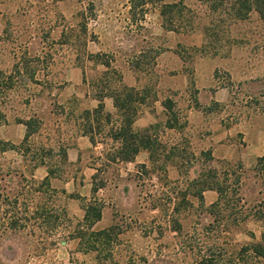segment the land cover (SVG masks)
Instances as JSON below:
<instances>
[{
	"label": "rangeland",
	"instance_id": "obj_1",
	"mask_svg": "<svg viewBox=\"0 0 264 264\" xmlns=\"http://www.w3.org/2000/svg\"><path fill=\"white\" fill-rule=\"evenodd\" d=\"M233 1L0 0V71L13 83L0 95V129L31 121L26 138L0 140V264H190L207 246L219 264L252 263L239 250L260 241L264 220L236 228L224 220L216 238L206 211L216 192L205 190L199 204L191 187L190 204L178 200L187 180L208 169L240 175L244 213L264 199L257 158L240 157L244 147L254 155L245 131L264 132V18L252 11L235 20ZM119 75L143 99L136 109L154 124L145 133L164 146L160 160L175 148L164 171L150 168L146 149L110 160L108 125L92 129L95 145L75 163L64 158L83 109ZM165 98L174 102L175 129L165 127ZM102 102L115 111L111 97ZM36 167L47 180L32 177ZM86 205L99 219L84 218Z\"/></svg>",
	"mask_w": 264,
	"mask_h": 264
},
{
	"label": "trees",
	"instance_id": "obj_2",
	"mask_svg": "<svg viewBox=\"0 0 264 264\" xmlns=\"http://www.w3.org/2000/svg\"><path fill=\"white\" fill-rule=\"evenodd\" d=\"M168 7H170V4L168 3H163L161 5L160 12L162 16L167 13ZM232 8L235 20L245 19L252 11L264 18V0H234ZM144 12V9H142L141 16H144ZM164 28L168 29L169 27L164 26ZM100 55L101 53L94 54L95 57H99ZM100 62L109 68V63L107 61ZM113 72L115 73L116 70H113ZM119 78L120 80L117 86H110L109 84L102 86V89L100 90L106 91L104 95L102 93L94 94V97L98 101L94 108L83 109V121L80 123L82 129L81 134L86 135L90 144L94 146L96 141L92 129H104V126L108 125V133L112 139V143L107 151V156L110 160L113 162L133 160L141 149H146L148 151L150 168L156 171H164L166 166L164 158L170 159L175 153L173 151L175 148L172 147L170 153H167L165 155L166 157H162L163 160H160L163 154H161L159 150H162L164 146L161 147V145L155 144V139H152L149 134L145 133L154 127V124H149L143 127L141 132L134 128L133 122L138 115L136 105L142 103L143 99L138 96L136 87L125 85L122 83L120 75ZM12 85L11 77L4 76L0 71V95L7 89L11 88ZM104 96L112 98L114 112L104 110L102 102ZM161 104L168 115L165 121V127L175 129L178 120L176 117L177 115L173 111L174 102L169 98H165L161 100ZM17 122H20L25 126L26 130L24 138H26L30 133L29 129H31L30 119H17ZM93 123L95 125H93ZM4 149L6 148H3L2 150ZM64 158H66L65 153ZM175 166L179 165L176 163ZM139 167L142 168L145 173H148L147 165L145 163H141ZM254 168L256 171H260L262 175H264V156L257 158ZM47 178L48 176H45L43 180H47ZM239 185L240 175H233L231 172L227 171L218 174L215 169H208L205 172L198 173L195 178L187 180L185 190L178 200H181L184 205L190 204V201L186 197L188 194L186 190L194 187L195 191L189 193V195L194 196L199 204H203V192L208 189L214 190L216 192V198L207 205L206 211L212 217L210 222H213L218 226L216 237L218 238V234L226 230L223 225L224 220H229L234 228L238 227L240 223L244 222L249 217L264 220V199L259 200L253 206V213H251V211L243 212L245 201L239 193ZM91 191L95 192L96 186L92 187ZM179 202L180 201L173 203L174 212L178 210ZM89 214L93 216V219H91L92 222L99 219L100 210L96 209L94 206L86 205L84 218H88ZM172 222L177 223L176 219H172ZM173 230L180 231V227L177 225L176 227H173ZM99 234H101V231L96 234V237H98ZM250 237L253 238L252 233H250ZM207 249L208 252L202 253V255L194 253L195 256L192 258L190 264H219L218 260L220 254L218 255L217 253H214L209 246H207ZM191 250L196 251L193 246L191 247ZM243 252L253 259L251 264H254L255 262V264H264V232L261 234L260 241H253L242 245L239 254ZM237 263V261H230V264Z\"/></svg>",
	"mask_w": 264,
	"mask_h": 264
},
{
	"label": "crops",
	"instance_id": "obj_3",
	"mask_svg": "<svg viewBox=\"0 0 264 264\" xmlns=\"http://www.w3.org/2000/svg\"><path fill=\"white\" fill-rule=\"evenodd\" d=\"M73 73L75 76H77L75 68L73 70ZM96 105V103L92 104L93 107H95ZM104 108L107 111H110L109 105L107 103H105ZM150 122L151 118L149 114L143 113L135 118L133 126L134 128H142L147 126ZM25 129V126L20 122H17L13 125L4 124L3 129H0V140L14 144L18 139L23 137ZM81 131L82 130H80V135L76 139V142L66 148V160L72 164L78 160L80 152L84 151L91 145L88 137L86 135H82ZM245 136L249 138L248 146L251 145L253 147L250 149V151L254 155L249 156L246 151L248 147H244L240 152L241 160H253L260 156H264V132H262L261 129H247L245 131ZM259 139L261 140V143L258 141ZM6 149L2 150V153H5L7 151ZM8 149L10 150V148ZM34 169V173L32 174L33 178L42 179L44 176H46V174L43 176H38L35 173L38 168L36 167Z\"/></svg>",
	"mask_w": 264,
	"mask_h": 264
}]
</instances>
